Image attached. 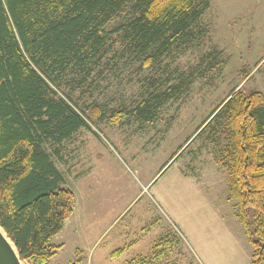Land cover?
Instances as JSON below:
<instances>
[{"label": "rangeland", "instance_id": "obj_1", "mask_svg": "<svg viewBox=\"0 0 264 264\" xmlns=\"http://www.w3.org/2000/svg\"><path fill=\"white\" fill-rule=\"evenodd\" d=\"M204 3L188 38L150 65L125 49L119 14L104 25L107 49L86 79L55 88L88 128L43 143L75 206L42 264H144L151 250L154 263L163 252V264H250L253 247L220 162L223 140L210 125L190 139L232 90L264 96V0ZM143 99L148 119L129 113L113 122V110Z\"/></svg>", "mask_w": 264, "mask_h": 264}, {"label": "trees", "instance_id": "obj_2", "mask_svg": "<svg viewBox=\"0 0 264 264\" xmlns=\"http://www.w3.org/2000/svg\"><path fill=\"white\" fill-rule=\"evenodd\" d=\"M200 1L0 0V227L21 260L47 263L57 247L49 241L75 206L74 193L63 186L43 143L61 141L88 125L69 94L64 99L55 88L63 81L73 88L86 79L107 49L104 25L119 14L124 21L115 29L125 49L150 65L188 38L206 6ZM177 89L168 87L163 97ZM91 108L98 114L97 105ZM150 110L143 99L132 110H113L110 117L118 122L133 113L148 119ZM209 125L223 140L220 162L253 247L250 264H263V94L232 90L190 141ZM121 253L118 248L111 255Z\"/></svg>", "mask_w": 264, "mask_h": 264}, {"label": "water", "instance_id": "obj_3", "mask_svg": "<svg viewBox=\"0 0 264 264\" xmlns=\"http://www.w3.org/2000/svg\"><path fill=\"white\" fill-rule=\"evenodd\" d=\"M1 229L0 227V264H22L14 244L12 247L10 244L11 240Z\"/></svg>", "mask_w": 264, "mask_h": 264}, {"label": "crops", "instance_id": "obj_4", "mask_svg": "<svg viewBox=\"0 0 264 264\" xmlns=\"http://www.w3.org/2000/svg\"><path fill=\"white\" fill-rule=\"evenodd\" d=\"M133 245H134V243H133L132 245H129V248H130L131 246H133ZM112 256H113V255H112ZM152 256H154V255L152 254V250H151V252L142 255V257L145 258L144 264H150V261L153 262V260H150V259L152 258ZM162 257H163V252H157V255H156V257H155V259H156V263L153 262L152 264H163V263H159V262H161L159 259H161Z\"/></svg>", "mask_w": 264, "mask_h": 264}, {"label": "bare ground", "instance_id": "obj_5", "mask_svg": "<svg viewBox=\"0 0 264 264\" xmlns=\"http://www.w3.org/2000/svg\"><path fill=\"white\" fill-rule=\"evenodd\" d=\"M2 230V229H1ZM3 232V231H2ZM9 240V239H8ZM10 241V240H9ZM10 244L12 245V247H13V244H12V242L10 241Z\"/></svg>", "mask_w": 264, "mask_h": 264}]
</instances>
